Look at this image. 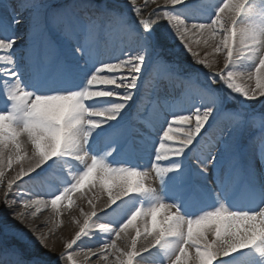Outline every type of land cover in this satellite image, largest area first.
I'll return each mask as SVG.
<instances>
[{
  "label": "snow or ice",
  "instance_id": "snow-or-ice-1",
  "mask_svg": "<svg viewBox=\"0 0 264 264\" xmlns=\"http://www.w3.org/2000/svg\"><path fill=\"white\" fill-rule=\"evenodd\" d=\"M149 2L156 5L151 12V15L156 18L155 22L139 18L135 19V25L130 24L123 16L113 22L107 7L98 4L96 0H75L59 11L50 12L47 17L43 14V5L39 0H27L26 3L17 6L31 10L27 18L31 43L25 51V60L29 65L47 64L54 56L56 47L54 41L48 37L49 30L76 41L77 53H86L90 60L100 59L101 61L86 79L85 86L70 92L97 93V95L84 99V104L94 112H102L103 115L73 112L65 116L60 123L51 125H46L42 119L40 115L42 102L37 98L69 92L38 94L24 86L16 69L15 57L12 55L13 47L20 37L10 34V30L20 24V20L13 15L9 24L8 16H0V37H2L0 38V50L7 52V55L0 56V59L7 61V66L0 68V77L3 78L0 80V90L3 91L9 108V110L0 111V117H2L0 121V178L3 177L5 168L11 169L14 163H20L21 167L17 175L7 181V187L12 189L15 181L23 183L24 178H30L37 169H42L58 156L71 157L86 165L84 171L75 178L72 184L51 196L50 200L23 199L24 194H20V200L25 209L35 206L39 211L41 204L46 206L50 204L57 212H59V206L65 201L69 207L74 204L73 193L89 197L92 210L85 214L79 231L66 246L68 250L66 258L71 261V264H76V261L70 250L81 240L82 236L88 234L90 229L107 230L111 227L96 222L94 217L129 194L148 192L152 188L146 183L149 179L148 171L127 166H111L102 157L90 155L86 145L91 132L109 120L115 119L120 110L126 106V102L131 100L146 61L151 59V69L154 66L163 65L166 73L172 71L163 60L151 57L148 34L155 25L166 21L174 36L183 42V46L193 57H197V53L190 46L193 38H196L198 43L202 41L210 48L211 52L206 53L205 58L197 60L199 65L211 69L213 63L207 57L214 56L216 53H224V67L218 71L207 72L210 84L223 83L227 89L242 94L248 100L264 97V12H256L252 9L249 6V0H222L210 15L211 23L188 24L187 20H196L186 18L187 14L177 9V5L183 4L184 0H162V4L159 0H145L146 6ZM129 5L135 9L136 16L141 17L137 0H129ZM204 5L209 4L204 3ZM11 10L15 12L16 8ZM117 45L121 46L120 50L125 58L109 57L106 59L105 53L110 47ZM125 46L129 48L128 52H124ZM242 60L253 61V64L248 69L235 70L234 65ZM237 79L240 83L236 82ZM253 80L254 85L251 83ZM158 85L156 78L149 73L145 80V88L151 89ZM109 86L118 87L123 91L114 92ZM110 96H119L125 103H117L111 108L89 106L88 102L94 98ZM200 99L202 102L190 106V110H174L168 116V122L160 132L151 166L157 179L170 170L169 167H161L160 162L182 156L185 150L194 143L196 147L193 151L196 150L209 137H215L217 130L225 134L226 128H220L222 121L226 120L233 126L244 119L242 115L236 113L217 114V99L211 93L210 88L202 87ZM87 120L96 121L97 125H87L85 123ZM145 122L149 123L148 120ZM248 123L258 128V134L253 138V142L260 148L261 154H264V115H252L248 117ZM179 129L186 131H175ZM53 131L61 135L60 147L54 151L49 147L47 154H44L37 147L36 142L43 137V142L50 146L52 144L50 132ZM84 131H87V136L83 134ZM206 133L208 136H205ZM22 136H26L25 143L30 141L33 146L27 168L23 166L25 157L20 154ZM111 151H114V148L108 154H111ZM211 152V150L208 151L207 155ZM197 156L200 158L197 163H200L206 155ZM211 162L212 160H207L205 163H200V167L207 171V164ZM172 167L179 169L180 165L177 163ZM128 173H133L132 180L126 178ZM103 192L107 193V200L104 201L103 208L98 210L96 201ZM0 203L6 204L16 219L24 218V212L15 210L16 199L9 200L5 194V200ZM173 205L175 204L161 202L147 208L138 207L124 223L113 231L112 238L108 242L95 252L89 248L88 252L83 255L86 258L89 253L93 256H103L102 264H107L109 256L115 257L110 264H140L137 257L142 253L156 247L165 239L179 238L180 243L173 255L167 259L166 264H220L223 257L249 247H255L264 258V237L255 242L248 241L245 227L234 223L239 219L238 217L213 220L207 218V213L215 212L217 209L227 216L223 202L214 210L194 218L182 215L184 219L179 231L171 227L172 222L165 223V217L179 209L176 205L172 207ZM249 213H259V216L264 217V207ZM154 214L155 220L159 223L158 227L153 226ZM178 215H181L180 210ZM189 221L198 222L199 230L194 223L193 230L189 233ZM130 229L134 231V235ZM125 236L130 237V244L119 247L117 239L123 240ZM210 236L211 239H209ZM40 244L43 245L42 238ZM56 257L60 264L65 253L62 251ZM0 264H21V260L12 254L0 253Z\"/></svg>",
  "mask_w": 264,
  "mask_h": 264
},
{
  "label": "bare ground",
  "instance_id": "bare-ground-1",
  "mask_svg": "<svg viewBox=\"0 0 264 264\" xmlns=\"http://www.w3.org/2000/svg\"><path fill=\"white\" fill-rule=\"evenodd\" d=\"M71 0H39L40 3L43 5L42 11L51 12L54 9H60L64 6H67L68 3H70ZM120 2L118 4V12L119 14L117 16H114L111 14V19L113 22L115 19L119 18L120 16L124 17V12L126 11H134L135 9L130 7L129 0H117ZM140 0H137V3ZM259 0H249L250 2L258 3ZM27 0H11L9 2L10 8L5 9L3 7H0V16H8L9 20L8 23H11V16L15 15L17 19L20 20V24L17 25L14 29L10 30L11 35H17L19 37H23L28 34V21L27 18L31 14V10L28 8H19L17 7L21 3H26ZM159 2L162 4V0H159ZM222 2V0H213L211 2V8L210 11L206 16H203L199 13L191 14L192 11L195 10V7L202 6V4L205 3V0H184L183 4L177 5V9L179 11L185 12L187 14L186 18H191L196 21L187 20L186 22L188 24L191 23H211V17L210 15L214 11V8L216 6H219V4ZM16 8V11L13 12L11 9ZM140 12H141V8ZM163 10V9H162ZM125 18V17H124ZM182 19H185V17H181ZM132 22L133 19H130L129 17L125 18ZM56 40L59 43H65L66 40L62 38L61 34L56 32ZM182 45L183 42L177 39ZM23 41L19 39L17 41V44L14 45L13 50L19 49ZM191 48L198 47V46H205L203 42H197L196 38H193L191 42ZM119 45L115 47H110L109 50L105 53V58H120L124 59V55L120 50ZM207 50H210L207 46H205ZM129 48L127 46L124 47V52H128ZM4 50H0V54H3ZM84 58L89 59L88 55L84 53ZM215 59L223 64L224 59V53H216ZM54 62H59L60 57L58 56L56 60H54V56L52 57ZM20 61L16 64V69L18 70V73L20 75L21 80L27 79L29 77H34L33 70L36 71V69H32V67L27 66L25 64L26 60L20 58ZM100 59H96L95 61L91 60V64L89 68L86 70V74L82 76L81 82L78 84L74 81V85H79L80 88H83L85 86L86 79L93 73L96 66L100 63ZM4 65L7 66V61L4 60L2 62ZM253 61L250 60H242L239 61L236 65H234L235 70H245L252 66ZM154 68L151 69V67L148 69V72L146 75L143 76V79H147L149 73H153ZM38 72L35 75L38 76ZM50 78H46L43 80H40L41 86H40V94H50V93H57L61 92L57 87H55L49 80ZM166 80H169V76H162L160 83L163 85ZM237 83H240V80L237 79ZM30 83V82H29ZM254 85V80L251 82ZM178 85L172 86L167 85V87H159L157 88V92L154 94V100L156 103H154L151 106V109H154V105L157 107L162 108H169L171 106L175 105H183V102L180 103L178 99L179 91L185 90V83L183 81H180L177 83ZM110 90L114 92H122L123 90L118 87H112L109 86ZM152 89V88H151ZM191 89L189 91H186L184 97L188 96ZM197 98L195 99V105H198L202 101L200 98V93L197 92ZM147 101V99H143V102ZM128 102H126V106L120 110L118 116L113 119L109 120L107 123L103 124L100 128H97L93 130L90 134V139L86 145V149L89 152L90 155L96 156V157H102L106 163H108L111 166H127L126 164H121L120 161V153L115 148V143L110 138L111 135L116 133V131L119 129V127L116 126V124L125 116L127 112V106ZM90 107L95 108H111L117 103H125L121 97L119 96H110V97H97L89 102ZM155 107V108H156ZM165 122H168V117L165 119ZM231 124L228 122L224 125H221L220 128H226L225 134H221L219 130L216 132L215 136V146L211 149V154H197V155H206L203 160H200V162H206L207 160L216 161L215 166L224 165V167L221 168L220 173H217L216 168V174L221 175L224 173L228 168H234V173L232 172L231 179H236L239 177V175L236 172H242V171H253L256 169V162L250 158V154L248 150H243L246 146L245 141H242L241 146L239 147L238 154H233L234 152V145L237 143L236 141V135L233 131H231ZM221 134V135H220ZM257 134L252 135V138H254ZM205 136H208L206 133ZM23 137H21L22 141V148H21V156L25 157L23 161V166L27 168L28 164V158L32 156V148L33 146L30 143L28 146L24 145L23 143ZM199 138L197 139L198 143ZM203 144V143H202ZM201 144V145H202ZM221 144H225L226 148L222 149ZM200 146V151H202ZM257 145V144H256ZM149 147H152L156 150V145L152 143V145H149ZM114 148V151H111V154H108L111 149ZM243 148V149H242ZM128 149V146H126L122 152H125V150ZM260 150V148H259ZM258 148L255 149V151H259ZM210 151V150H209ZM232 154L231 156L227 157L226 154ZM129 154V152H128ZM214 157V158H213ZM200 159L198 156L196 157V161ZM90 162V161H89ZM153 163V160H152ZM250 163V166L248 164ZM260 163H264V160H260ZM66 164L72 166V169H67ZM144 164L138 166L139 168L143 167ZM237 166V167H234ZM21 167L20 163H14L13 167L11 169L5 168L4 175L2 178H0V202H3L5 200V194H7V198L9 200L16 199L17 204L15 206L16 211L24 212V218L22 220L16 219L14 217V213L10 208L6 206L4 203H0V230L5 229H14V231L20 235L26 234V240H36L39 241L42 239H48L52 241V243H56L58 245L67 246L69 241L75 237V233L79 231L80 226L83 224V221L85 219V214L91 212L92 205L89 203V197L88 196H81L79 193H73V196L75 198L74 204L69 207L67 205V202L65 201L63 204L59 206V212H57L55 209H53L50 204L44 205L41 204L40 210L37 211L36 207L33 206L31 209H25L23 203L20 200V194L23 195V199H43V200H50L51 196L59 193L62 191L65 187H68L70 184H72L75 180V178L84 171L86 165L80 161H77L71 157L67 158L64 156H58L53 158V160L49 161L48 164H46L42 169H37L36 172L32 174L30 178H24L23 183L21 181H15L13 188L9 189L7 187V181L9 179H13L17 173L19 172ZM220 168V167H219ZM218 168V169H219ZM218 176V175H217ZM52 180V181H51ZM54 180V181H53ZM229 180V178H228ZM43 182H48L49 184H54V186H49V184H45ZM17 185H20L17 187ZM211 190L208 189L207 193L210 194ZM242 192V191H241ZM91 194H89L90 196ZM224 198L228 197V193L224 191L223 193ZM107 200V193L103 192L100 194L99 200L96 201V207L97 209H102L104 206V201ZM264 200V199H262ZM123 202V201H122ZM127 201H124L123 203L119 204V208H116V204L111 206L109 209L105 211H101L96 217L93 219L98 223H103L106 225L111 226L107 230H99V229H90L88 234L81 237V240L78 241L75 245H73V248L70 250L73 252V259L76 261V264H102L103 262V256H93L91 253L87 256V258L83 255V253L88 252V249H92L93 252L96 251V249L101 248L104 243L108 242L113 235V231L118 228L122 223H124L128 217L134 212L139 206L137 205H125ZM169 203V204H178L180 207L179 209L183 211L184 213L189 214V208L187 205H183V201L178 202L175 200V198L165 199L164 196H158L156 199H152L147 207H151L154 204L157 203ZM212 202V201H211ZM229 202V200H228ZM183 205V207H182ZM231 208H237L238 203L234 201L232 204H229ZM186 206L187 208L185 209ZM220 206V204H218ZM145 207V208H147ZM191 209V208H190ZM174 211V210H173ZM142 227V225H141ZM132 234L134 235V231L130 229ZM59 237H57V236ZM59 239V240H58ZM168 242L170 243L167 247H164L161 249V263L166 264V261L168 258H170L173 253L176 250V247L179 245L180 241L179 238H168ZM142 242V241H140ZM130 244V237L125 236L123 240L117 239V245L119 247H124V245ZM151 250V249H150ZM146 251L142 253L139 257H137V261L140 262V264H146L148 262L147 257L149 251ZM115 257L109 256V261L107 264H110L112 260H114ZM154 264V263H152Z\"/></svg>",
  "mask_w": 264,
  "mask_h": 264
},
{
  "label": "rangeland",
  "instance_id": "rangeland-1",
  "mask_svg": "<svg viewBox=\"0 0 264 264\" xmlns=\"http://www.w3.org/2000/svg\"><path fill=\"white\" fill-rule=\"evenodd\" d=\"M106 4L102 6H106L108 11L114 15L117 16L119 14L118 12V4L120 2H113L112 0H103ZM144 0H140L137 3V7H141ZM74 2L73 0L70 1V3ZM111 5V6H108ZM249 6L254 9L256 12H264V0H259L258 3L250 2ZM66 7V6H64ZM63 8V7H62ZM60 8V9H62ZM156 8V5H153L151 7V10ZM263 8V9H262ZM60 9H54L51 12L59 11ZM50 12L43 11V14L45 17ZM124 17H129L130 19H133V21H130V24L135 25V13L131 11H126L123 13ZM9 20V17H8ZM166 22V21H165ZM162 35H159V40L163 44H160V42H156L153 34L150 32L148 34V41H149V47H150V53L151 57H158L157 53L155 52V49L158 48L159 45H167L164 47L167 53L173 54L177 58H183L187 61H189L190 64H193V67L199 70V77L198 79L190 76V74H185L182 76L183 82L185 84H189L191 91L188 94L187 97H184L186 92L179 91L178 99L180 103L183 102V105H175L169 107L168 111H174L179 109H185L186 111L190 110V106L195 105V95L197 92L200 93L202 87L210 88L211 93L216 97L217 104H216V111L218 113H236L240 114L244 117V119L236 124L231 126V131L234 132L236 135V141L237 143L234 145V152L233 154H238L239 147L242 143V127L248 122V117L252 115H262L261 113H256L254 109L251 108V102L248 99H245L242 94H237L229 89H227L223 83H218L217 88H213L212 84L207 79V72L211 71H218L219 69L224 67V64L219 63L215 56H209L207 57L209 60L213 63V68L209 69L206 66L199 65L197 63V60L199 58H205L206 53H210V50H207L205 46H198L192 48L193 51L197 53V57H193L185 47H180V44H177L174 42L173 35L171 29L167 26L165 23V30L164 33H161ZM62 36V35H61ZM48 37L55 43L56 51L54 54V60L57 59V57H60V62H54L51 58L50 62L47 64H37L35 66L44 67L45 71L50 70V76L54 74L53 82L56 83L55 80H58L57 82L62 85V90L65 92L75 91L79 90V85H74V81L78 84L82 80V76L86 74V70L90 66V59H85L84 53H77L76 47L77 42L73 40H66V37L62 36L66 40V43H59L56 40V32L49 30ZM2 38V37H0ZM20 39L23 41L19 45L21 46L17 50H12V55L15 57V60L19 62L20 58L25 59V51L28 48L29 44L31 43V39L29 35H25L23 37H20ZM75 52V53H74ZM7 55V52L4 51L3 54H0V56ZM3 62V59H0V68H3L5 66H2L1 63ZM27 66H33L29 65L27 62H25ZM67 64H72V66L67 67ZM169 66L176 67L175 64H169L165 63ZM18 64H16L17 67ZM151 66V59L145 62L144 71L142 73L145 74L146 67ZM163 65H157L154 66V73L153 75L157 76L158 71L160 68H162ZM49 68V69H48ZM61 70L60 75H56L58 70ZM141 75V77H142ZM152 75V76H153ZM156 76H153L156 78ZM160 78V77H159ZM3 78L0 77V80ZM158 78H156L157 80ZM38 80H42L40 76H38L37 79L34 80V85L30 88H28V85L24 83L25 81L22 80V83L24 86L28 89H33L36 87V83ZM69 82H72V84H69ZM141 82L139 81L138 87H140ZM68 85L70 88H67ZM38 86H41V82ZM138 87L136 88V91H138ZM6 91V90H5ZM135 91V93H136ZM38 93V92H37ZM231 94L234 96V99L238 102V108L233 109L230 108L228 105V98L227 95ZM227 94V95H226ZM261 98V97H258ZM257 98V99H258ZM132 99V98H131ZM200 99V98H199ZM201 100V99H200ZM6 104H8L5 100V96L2 90H0V111H6L8 110L5 107ZM135 104L129 100L128 106H127V112L125 116L116 124V126L119 127V125L124 124L122 128L116 131L113 135L110 136V138L115 143V148L120 151L125 147V145L128 146V152L120 154V161L121 164H126L129 167H133L138 164H144L143 167H141V171H148L149 172V179L146 181V183L150 184L152 186L151 190L148 192H142V193H132L128 196L122 198L119 202H124L126 200H130L129 202H132L133 205H137L139 207H147L149 202L152 199H156L158 196H164L165 199L175 198V200L178 202L183 201V205H187L189 208V214H185L184 208L183 211L180 209L181 215L185 217H196L199 215H202L203 213L207 211L214 210L215 208L219 207L218 204L223 202V205L230 211H249V209H241L238 208H231L229 204H232V198L231 195H234L235 191L232 190V187L230 186V182L228 181L231 179L232 172L234 173V168H228L224 173L221 175L216 174V168L217 173H220L221 168L224 167V165H219L218 167L215 166L216 161H213L209 164H207V171L202 170L200 167V163L196 162L197 157V151H193V145L190 146L188 149L185 150L184 154L180 157H172L169 160L165 162H160L161 167H169L170 170L166 173H164L161 177L158 179L155 176L154 170L151 169L152 166V160H154L156 150L152 147H149V144L152 145L156 144L159 141V136L161 130H152L149 128V131L145 129V125H147L142 118H140L135 113ZM142 108V106H141ZM167 113V112H165ZM164 112H158L160 114V117L164 116ZM228 123V121H222L220 123L221 125H224ZM157 125H161L160 123ZM165 125V124H164ZM26 141V136L23 137V143L24 145H29L30 143L24 142ZM215 146V142L213 140H207L203 144V151L202 154H205V150L207 148H213ZM222 149L226 148L225 144H221ZM198 149V148H197ZM229 157L232 154L226 153ZM194 162L196 164H194ZM179 164L180 168L176 169L173 168V164ZM204 163V162H203ZM220 167V168H219ZM237 167V166H234ZM219 168V169H218ZM264 172V169L263 171ZM239 176L242 172H236ZM218 175V176H217ZM246 176V180L248 183V186L252 187L253 190V196L250 198L249 201L255 203L258 201L257 198L262 199L264 197V179L261 181H258L257 184L251 179L252 177H261V174H253V172H249V175ZM237 180H234V183H236ZM242 181L243 178H242ZM254 184L256 187H254ZM248 186L246 189L248 190ZM210 189V194L207 193V190ZM247 190H245L243 193L246 194ZM226 191L228 193V197L224 198L223 193ZM237 197H235L236 199ZM229 200V202H228ZM212 201V202H211ZM262 201V200H261ZM264 201V200H263ZM117 203V204H118ZM182 205V207H183ZM113 206V205H112ZM178 208V204H176ZM185 209L187 208L184 206ZM264 207V203L260 206ZM191 208V209H190ZM2 234L8 235L13 238H16L17 240L21 242H25L29 247L27 248V253L35 254L36 256H28L22 253L18 248L8 245H3L2 240ZM57 236V235H56ZM58 237V236H57ZM60 237V236H59ZM58 237V238H59ZM211 239V236L209 237ZM59 240V239H58ZM169 239H165L164 241H168ZM3 249L4 251H8L10 253H3V254H12L19 258L21 260V264H59L58 257H56L59 253L62 251L65 253L64 259L60 260V264H71V261H68L66 258L67 254V248L65 246H60L56 243H52V241L48 239H43V245L40 244V240H26V234L23 236L16 233L14 229H5L0 230V249ZM194 251V250H193ZM1 253V252H0ZM53 258V259H51ZM158 264H162L161 262ZM220 264H264V258L261 257L260 253L256 250L255 247H249L245 249L237 250L236 252L230 254L229 256L223 257L220 260Z\"/></svg>",
  "mask_w": 264,
  "mask_h": 264
},
{
  "label": "clouds",
  "instance_id": "clouds-1",
  "mask_svg": "<svg viewBox=\"0 0 264 264\" xmlns=\"http://www.w3.org/2000/svg\"><path fill=\"white\" fill-rule=\"evenodd\" d=\"M92 95H97V93H91L85 91L84 93H76V92H69L62 95H52V96H43L38 97L37 99L42 102L41 104V113L42 119L45 121L46 125H51L53 123H60L61 120L67 116L72 114L73 112H83L85 114H99L103 115L102 112H94L93 109L89 108L84 104V99L90 98ZM83 96V99H81ZM0 121H2V117H0ZM87 125H97L96 121L87 120L85 122ZM179 132H185L184 129L175 130ZM85 136L88 135L87 131L83 133ZM52 144L49 146L48 144L44 143V138L41 137L38 140L37 147L44 153L47 154L49 147L54 151L60 147L61 143V135L59 132L53 131L50 132ZM128 180L133 179V173H128L127 177ZM172 207H175L173 205ZM225 212L228 213L225 216V213L220 212L217 209L215 212L207 213V218L210 220L213 219H231L233 217H238L239 219L235 220L238 226L243 225L246 229V239L250 242H255L257 239L264 237V217L259 216V213H249L247 211L238 212V211H230L224 205ZM179 209L177 212H171L169 215L165 217V223H171V227L179 231L183 224V216L178 215ZM196 223L197 230H199V223L189 221L188 229L189 233L193 230V224ZM153 226L158 227L159 223L155 220V214L153 217Z\"/></svg>",
  "mask_w": 264,
  "mask_h": 264
},
{
  "label": "trees",
  "instance_id": "trees-1",
  "mask_svg": "<svg viewBox=\"0 0 264 264\" xmlns=\"http://www.w3.org/2000/svg\"><path fill=\"white\" fill-rule=\"evenodd\" d=\"M145 14H146V13H145ZM155 19H156V18L153 19V22H155ZM155 26H156L155 31L158 33V39H159V32H160V30H161L160 27L163 26V22H161V23H159V24H157V25H155ZM161 55H162L163 57L167 58V59H169V58L171 57L170 53H167L165 50H164V51H161ZM177 62L180 63L182 66H192V65H193V64H190L189 61H187V60H185V59H183V60H181V61L179 60V61H177ZM252 105H253V106H258L259 112H260L262 115H264V99L262 100L261 103H259V102H255V103L252 104ZM236 106H237V102H236L235 100H231V104L229 105V107L234 108V107H236ZM20 250L23 252L22 249H20ZM51 259H53V258H51Z\"/></svg>",
  "mask_w": 264,
  "mask_h": 264
}]
</instances>
